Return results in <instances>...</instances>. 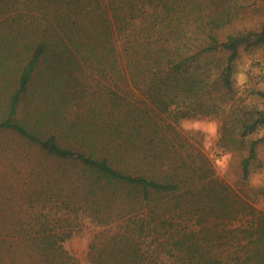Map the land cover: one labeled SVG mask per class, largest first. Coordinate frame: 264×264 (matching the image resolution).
Returning a JSON list of instances; mask_svg holds the SVG:
<instances>
[{
    "label": "trees",
    "instance_id": "obj_1",
    "mask_svg": "<svg viewBox=\"0 0 264 264\" xmlns=\"http://www.w3.org/2000/svg\"><path fill=\"white\" fill-rule=\"evenodd\" d=\"M19 1L0 0V153L24 145L30 171L7 188L33 194L0 244L81 264L64 242L93 223L87 264H264V184L247 182L264 110L243 107L221 138L248 146L237 182L181 126L234 100V62L264 25L221 38L229 0H29L49 5L30 22L7 15Z\"/></svg>",
    "mask_w": 264,
    "mask_h": 264
},
{
    "label": "rangeland",
    "instance_id": "obj_2",
    "mask_svg": "<svg viewBox=\"0 0 264 264\" xmlns=\"http://www.w3.org/2000/svg\"><path fill=\"white\" fill-rule=\"evenodd\" d=\"M45 3L20 0L17 4V9H12V6L7 5L4 7L7 15L19 12L22 22H30L32 20L31 15H40L41 18H44L41 14L43 12L48 13L47 7L49 8V5L44 6ZM229 3L231 4V8L235 10L233 14L234 18L219 30L221 38H225L229 33L242 30L253 29L258 31L262 29L264 25V0H229ZM11 45L12 43L8 45L9 48H11ZM224 58L225 54L218 53L213 57V60L215 63H219L223 62ZM121 64L123 65L124 74L128 78L127 71L129 68L126 67L124 60ZM233 80L234 100H231V103L213 115H197L183 118L181 126L202 140L203 145L207 149L206 151L215 161L219 172L231 182H237L241 178L242 159L248 155V146L241 143L222 146L220 143H223L222 136L230 133L232 125L237 122V118L240 116L243 107H258L264 110V96L259 93L260 90H264V45L240 51L239 56L234 62ZM113 88L115 87L113 86ZM226 129H228V132H226ZM263 135L264 126H261L252 136L261 137ZM18 144H22V142L18 141ZM18 149V158L14 157L12 150L0 153V231L8 227L13 228L18 226L17 221L9 223L5 217L9 215L14 218L20 216L21 209L18 206L24 202H29L33 194L32 188L26 183L18 184V186L14 184L13 187L15 188L11 190L7 188L6 181L8 178H17L20 180L18 181L19 183L22 181V177L28 175L30 171L28 169L25 170V168L21 170L26 166L25 161L29 160L30 157L23 155V144L19 145ZM31 150L33 149L31 148ZM31 150H27V152H31ZM18 168H20L19 171ZM247 182L251 187L264 184V140L258 146V158L251 164V173ZM40 184L42 186L43 183ZM251 194L253 195L254 192L252 191ZM123 204L121 201L115 204L112 203L109 207L110 209H108L110 213L108 219L121 218V207H123ZM26 213L28 215L30 212ZM83 221L91 223V218L88 217ZM118 222L123 221L117 219L114 223ZM91 224L92 226H89L83 232H78L79 230L75 228V234L64 242L65 247L79 259L81 264L89 262L91 234H95L101 229L100 226ZM85 225L87 224L82 223V226ZM98 237V240H100L103 238V234H100ZM0 246L6 245L0 244ZM7 246L0 247V264H33L34 261H29L30 258L23 252L24 249H16V247L15 249H10Z\"/></svg>",
    "mask_w": 264,
    "mask_h": 264
}]
</instances>
